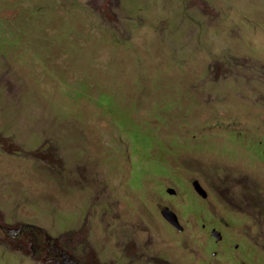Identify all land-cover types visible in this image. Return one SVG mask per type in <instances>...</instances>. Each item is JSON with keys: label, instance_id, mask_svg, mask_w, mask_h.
I'll list each match as a JSON object with an SVG mask.
<instances>
[{"label": "rangeland", "instance_id": "rangeland-1", "mask_svg": "<svg viewBox=\"0 0 264 264\" xmlns=\"http://www.w3.org/2000/svg\"><path fill=\"white\" fill-rule=\"evenodd\" d=\"M261 139L264 0H0V264H264Z\"/></svg>", "mask_w": 264, "mask_h": 264}, {"label": "clouds", "instance_id": "clouds-1", "mask_svg": "<svg viewBox=\"0 0 264 264\" xmlns=\"http://www.w3.org/2000/svg\"><path fill=\"white\" fill-rule=\"evenodd\" d=\"M130 7H131V5L126 9V11L129 10ZM102 100L104 102H106L108 104V106H111L110 99L104 97V98H102ZM124 128L125 129H131L133 127H124ZM132 134H131V137H132L133 141L137 143V140L138 139L136 137H133ZM148 138H150L152 140L149 141V144L147 145V150H146L147 152L149 151V149L151 148V146L155 144V139L153 137H148ZM203 140L205 141V144L204 145L203 144H198V147L196 149L190 151L191 155H198V154H204L205 155V154H209L212 151V149L208 148V146H211V145L209 144V142L207 141V139H203ZM142 146H143V144H137V147L138 148L140 147L142 149L143 148ZM215 153H216V157H215L216 161H218V163L220 165H222V163H223V155L219 152V148H215ZM170 169L172 171V178H177L178 175H180L183 171H186L187 170V168L185 167L184 164L176 165L175 168L171 167ZM216 169H217V167H215V165H213L212 161H208V165H207L206 171L203 172V173L198 174L197 177H196V179H194L191 182V184H190V189L192 191V194L195 197H198L201 201L202 200L205 201L206 198H207V196H209V195L204 190V187L200 185V183H199L200 179H202L204 177H211V178H213L214 181L212 182L211 189H215V187L220 188L222 186V182H221V180L219 178V174L216 173V172H214ZM140 172L143 173L144 171H140ZM142 173H141V175H142ZM159 179H162V178H159ZM164 190H165V193H167V195H172L173 197L175 195H177V193H178V191L175 188H172V187H166ZM170 192H173V193H170ZM199 192H202L204 194V197ZM165 209H167V208H165ZM168 210L170 211V209H168ZM170 212H172V211H170ZM212 231H215L216 233H219L220 239L216 240L212 236ZM209 235L214 240V243L215 244H219V243H221L223 241L222 240L221 233L218 230H216L215 228H212L210 230ZM68 250L71 251L70 248H68ZM73 256L75 257L76 254L74 253Z\"/></svg>", "mask_w": 264, "mask_h": 264}, {"label": "flooded vegetation", "instance_id": "flooded-vegetation-1", "mask_svg": "<svg viewBox=\"0 0 264 264\" xmlns=\"http://www.w3.org/2000/svg\"><path fill=\"white\" fill-rule=\"evenodd\" d=\"M34 231V233L32 232ZM38 233L37 231L35 230H30L29 232V235H30V238L32 240V243L31 245L33 244L34 245V242H35V239H38ZM28 239V240H29ZM57 242H54L53 244L49 243V242H45V243H42V246H43V249H44V256L45 257H48V261L49 262H52L54 264H60L61 261H64V259H66V255H69L66 251L64 250H61V252L59 251V246L57 247ZM34 247H38L36 245H34ZM34 253V250L33 252Z\"/></svg>", "mask_w": 264, "mask_h": 264}, {"label": "water", "instance_id": "water-1", "mask_svg": "<svg viewBox=\"0 0 264 264\" xmlns=\"http://www.w3.org/2000/svg\"><path fill=\"white\" fill-rule=\"evenodd\" d=\"M173 193V192H170ZM203 197L204 194L202 192H199ZM163 216L165 217L166 221L172 223L178 230H181V227L179 226L178 220L176 215L173 212H170L168 209H164L162 212ZM22 227V225L19 227V229ZM11 233H14V231H11ZM212 236L218 240L220 239L219 233H216L215 231H212Z\"/></svg>", "mask_w": 264, "mask_h": 264}, {"label": "trees", "instance_id": "trees-1", "mask_svg": "<svg viewBox=\"0 0 264 264\" xmlns=\"http://www.w3.org/2000/svg\"><path fill=\"white\" fill-rule=\"evenodd\" d=\"M152 139H150V138H143V139H141V140H137V144H146V146L149 144V141H151ZM198 144H205V141L204 140H201V142L200 143H198ZM258 144L261 146V145H264V142H263V140L261 139L259 142H258ZM260 148H259V146H258V150H259ZM260 151V150H259ZM262 154H264L263 152H262Z\"/></svg>", "mask_w": 264, "mask_h": 264}]
</instances>
